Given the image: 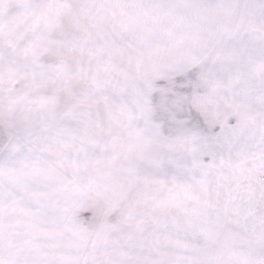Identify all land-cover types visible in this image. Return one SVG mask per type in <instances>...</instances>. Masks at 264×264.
I'll list each match as a JSON object with an SVG mask.
<instances>
[{"label": "snow or ice", "instance_id": "1", "mask_svg": "<svg viewBox=\"0 0 264 264\" xmlns=\"http://www.w3.org/2000/svg\"><path fill=\"white\" fill-rule=\"evenodd\" d=\"M0 264H264V0H0Z\"/></svg>", "mask_w": 264, "mask_h": 264}]
</instances>
